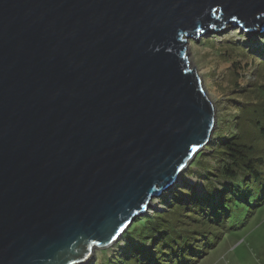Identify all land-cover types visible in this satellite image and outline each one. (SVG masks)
Masks as SVG:
<instances>
[{"label":"water","instance_id":"obj_1","mask_svg":"<svg viewBox=\"0 0 264 264\" xmlns=\"http://www.w3.org/2000/svg\"><path fill=\"white\" fill-rule=\"evenodd\" d=\"M264 0H0V264H86L217 127L189 40Z\"/></svg>","mask_w":264,"mask_h":264},{"label":"trees","instance_id":"obj_2","mask_svg":"<svg viewBox=\"0 0 264 264\" xmlns=\"http://www.w3.org/2000/svg\"><path fill=\"white\" fill-rule=\"evenodd\" d=\"M258 93L257 101L237 107L228 135L197 156L193 165L206 180L207 195L195 196L190 188L174 193L163 201V212L132 224L120 239L124 245L104 264H194L193 242L210 231L207 223L264 199V91ZM209 156L215 166L207 163Z\"/></svg>","mask_w":264,"mask_h":264},{"label":"rangeland","instance_id":"obj_3","mask_svg":"<svg viewBox=\"0 0 264 264\" xmlns=\"http://www.w3.org/2000/svg\"><path fill=\"white\" fill-rule=\"evenodd\" d=\"M256 28V31H248L227 24L215 33L202 35L198 41L189 40L190 63L196 67L216 107L217 127L209 144L191 160L175 186L155 197L143 217L163 212V201L185 188L194 190L195 196L207 195L206 180L193 165L197 156L228 135V124L238 116L237 107L257 101L258 92L264 91V31L261 32L259 26ZM262 97L261 101L264 100ZM207 163L214 165V158L209 156ZM224 220L207 223L210 231L193 242L197 243V253L192 258L194 264H264V199L246 206V209L234 207ZM123 235L111 246L97 249L86 264H104L105 260L112 258L118 247L124 245L120 240Z\"/></svg>","mask_w":264,"mask_h":264}]
</instances>
